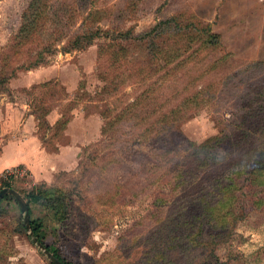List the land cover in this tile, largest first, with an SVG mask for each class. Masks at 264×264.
<instances>
[{
  "label": "rangeland",
  "instance_id": "obj_1",
  "mask_svg": "<svg viewBox=\"0 0 264 264\" xmlns=\"http://www.w3.org/2000/svg\"><path fill=\"white\" fill-rule=\"evenodd\" d=\"M46 1L47 19L39 20L42 28L33 32L32 42L16 46L13 37L22 27L21 18L30 14L29 6L37 0H0V111L11 113L9 123H0V155L2 144L13 138L12 125L15 131L19 127L20 116L34 120V126L31 120L22 121L17 134L27 137L22 142L29 140L30 148L21 151L29 168L1 170L0 189L12 188L23 197L44 183L63 192L68 206L62 221L53 216L54 210L39 204L30 205L28 218L40 219L47 245L79 264H264V213L249 212L247 204L235 201L227 226L209 234L201 211L189 213L200 214L196 227L172 219L181 209L174 199L183 200L198 180L163 196L161 209L152 195L154 177L169 172L196 147L206 165L192 174L209 181V168L228 153L223 133L251 115L239 103L249 88L264 83L259 70L264 71V0ZM179 17L219 33L224 49L205 50L195 61L184 59L186 55L174 57L176 48L157 53V40L149 42L155 38L151 31L160 21ZM86 30L101 35L82 49H69V40ZM173 44L179 47L181 41L168 39L163 47ZM37 59L42 62L26 67ZM214 61L216 67L210 66ZM165 62H179V70L168 78L172 87L152 90L150 84ZM196 64L212 67L210 74L196 69ZM231 71L238 75L226 74ZM214 80H220L215 96L203 91L196 116L172 132L151 128V122L162 119L163 110L169 114L176 102H183L177 97L213 86ZM173 88L179 91L171 92ZM146 92L172 98L151 105L144 99L136 102ZM256 103V117L264 118V107ZM135 134L150 137V146L159 150L147 146L135 155L137 146L126 144ZM5 181L10 186H3ZM164 188L169 191L166 184ZM57 203L49 202L52 207ZM23 215L11 195L0 200V264H51L26 230Z\"/></svg>",
  "mask_w": 264,
  "mask_h": 264
},
{
  "label": "trees",
  "instance_id": "obj_2",
  "mask_svg": "<svg viewBox=\"0 0 264 264\" xmlns=\"http://www.w3.org/2000/svg\"><path fill=\"white\" fill-rule=\"evenodd\" d=\"M46 3V0H37L36 4H30L29 8L31 9V16L30 14H27L21 18L22 27L20 26L21 28H19V31L13 37V41L16 43V46L23 45V43H26L27 41H33V39H31L33 32L42 28L39 20L43 18L47 19V17L44 16ZM180 18L181 17H179V21L177 19L175 21L174 19L162 20L157 23L151 31L154 32L155 38L149 40V42L153 45L152 40H157V44L155 46L157 53H167L168 50L176 48L174 50L176 52L173 53L174 57L180 58L186 55L184 59L189 58V60L195 61V59L205 50L215 51L213 49H216L222 51L224 49L219 33L212 31L208 26H197L193 23H188L185 20L182 21ZM27 21L28 25L24 26L23 24H26ZM124 33L128 34V31ZM100 35V31L97 30H86L84 32L82 31L80 33H76L69 40V49H82L83 47L91 44L92 41ZM137 36L139 39L144 40L142 36ZM168 39L179 40L181 41V44L179 47L176 44H173V46L163 47V42ZM221 59L222 56L219 57V60ZM40 62H42V59L31 61L26 65V67H35ZM167 62L164 63L166 67L163 68L164 70L161 71L160 75L157 79H155V83L153 82L150 84V86L153 85L152 90H155L158 87L162 90H167L172 87V83H169L168 78L179 70V62L176 64L172 63V65H169ZM216 63L217 62L214 61L213 64H210V66L216 67ZM193 66L201 72L208 73L209 70L208 74H210V69L212 68H206L198 64ZM259 70L260 73L264 74V71H261V69ZM226 74L235 76L238 75L236 71L227 72ZM208 77L213 78L211 76ZM199 78L200 76L198 79ZM193 79L197 78L193 77ZM184 80L187 81V77ZM214 82L215 80L213 81V86L206 85L204 86L205 89L191 92V94L186 97H177V101L183 100V102H176V104L170 108L169 114L166 110H163L162 119L151 122V128L157 127V131H155L156 133H164L169 130L172 132L177 125H180L184 121L196 116L198 112L197 103L199 102L203 91L210 93L209 95L212 97L215 96L214 93L218 89L215 88V86H218V82L215 84ZM36 87L37 86L34 88ZM174 90L177 92L179 91V89L176 90L175 88L170 91L172 92ZM171 96L166 97L161 94L159 98L158 96L150 97V95H147L146 92L145 94L141 93L138 97H136V102H140L141 99H144L145 101L147 100V105H149V102L151 105L156 104L157 102L155 103V101L158 99V101H161L160 103L163 101L168 103L172 98ZM203 96L207 101L212 99L207 95ZM175 97L176 96H174V98ZM242 97L243 99L240 101L239 107L243 110H247L251 113V115H245L242 122L237 126L230 124V132L223 133L222 137L225 141L224 146L226 147V151L228 150V153L225 154L224 158L209 168L211 172H209L205 177L209 181H206L205 183L201 180L202 178L199 179L194 172V174H192V171H196V169L199 170L206 165L204 159L201 158L197 147L194 153L185 154L180 161L176 162V164L174 163L173 169H170L169 172L156 175L154 177L156 189L152 192V195L155 196L153 201L157 206V209H161L160 207L163 203V196L168 195L169 197L170 194H173V191L175 192V188L179 190L182 187L183 189L188 183H194L198 180L197 186L194 187L193 192L182 196L183 200L178 202L177 199H174V202L178 204L176 208L181 207V209L176 212L175 218H172L173 220H176L177 224L196 227L195 222H197L201 214L204 216V223L208 226V233H214L216 230L227 226L230 218L233 216L231 206L235 203V201H238L241 204H247V208L250 209L249 212L256 211L264 213V118L260 117L259 119L256 117L260 115H257V110L253 109V105H255L256 102L258 108H260V106L264 107V83L261 85L258 83V85L249 88L246 93H243ZM183 103L187 104L186 109H183ZM152 116V113L149 114L148 119L151 120ZM233 120L234 119H232V121ZM136 122H139V119H136ZM234 122L235 120L232 123L234 124ZM62 123L64 126L66 125V122ZM151 128H149V130H151ZM234 128H238V130L241 131L238 133ZM134 136L135 137L131 141L126 142L128 146H137L138 149H134V154H140L142 152L141 150L145 149L143 147L147 146L150 147V151L152 150L154 152V150H159L156 146H150V137L146 138L143 135L137 134ZM184 138L185 137L183 136V139ZM190 144L191 146H195L192 143ZM151 166L157 169L154 165ZM176 166H180L179 169ZM165 184L169 187L168 192H165L164 190ZM137 185L138 184H135L134 187ZM3 186H10L9 181H5ZM142 190H144V187H142L140 191ZM117 192L118 191H116V193ZM174 194V196H177V193ZM52 196L58 197L55 198ZM3 198H8V195H4L1 199ZM23 198L26 200L28 206V214L31 212V204H39L47 207L48 209H52V211L54 210L53 216L56 217L57 221L63 220L64 210L68 206L66 202L67 198L63 192L48 188L44 183L32 187L30 191L23 195ZM55 200H58V203L55 207H52L54 204L51 205L49 202ZM194 210L201 211V213L195 216H189V213H192ZM246 212L248 213V211L245 210L244 214H246ZM29 224L36 239L42 243V245H44L46 249H48V251L51 252L58 260H60L63 264H79L78 262L68 259L59 248L45 243V236L40 219H33L29 217ZM198 229L201 230V222L198 223Z\"/></svg>",
  "mask_w": 264,
  "mask_h": 264
},
{
  "label": "crops",
  "instance_id": "obj_3",
  "mask_svg": "<svg viewBox=\"0 0 264 264\" xmlns=\"http://www.w3.org/2000/svg\"><path fill=\"white\" fill-rule=\"evenodd\" d=\"M13 105L14 104L11 105L12 108H14ZM22 114H23V112L20 115H22ZM9 115H11V113H9V112L7 114L3 115V109H2L0 111V123L1 124L2 123H9L10 122V121H8ZM17 115H19V111H18ZM25 117H26V115H24V118L21 119V116H20V121L21 122H19V127L15 128L16 131L14 130V124L12 125L13 127H11V128H12V133H13L12 136H13V138H11V137L8 138L1 146L2 151H1V155H0V171L5 169V168H7V167L16 166V165L17 166H19V165H25V166L26 165L27 166L30 165V163L28 162L29 160L26 157L21 156V151L24 150L23 148H25V149H29L30 148V147L28 148L29 140L26 141V142H22L23 140H26L27 137L24 138V137H18L17 136L18 132H20L19 129H20V126L22 124V121L24 122L26 120L25 123L28 124V122L31 120V121H33V125L32 126H34V120H33L32 116H28L26 119H25ZM13 118H14V115H13ZM25 123H24L23 128H22L23 132H24V130H26ZM14 135L17 136V141H14ZM39 164L41 166H44L43 164H41V162ZM31 167H32V164H31ZM28 168H29V166H28ZM30 170L32 171L31 168H30Z\"/></svg>",
  "mask_w": 264,
  "mask_h": 264
},
{
  "label": "water",
  "instance_id": "obj_4",
  "mask_svg": "<svg viewBox=\"0 0 264 264\" xmlns=\"http://www.w3.org/2000/svg\"><path fill=\"white\" fill-rule=\"evenodd\" d=\"M4 195H11L14 200L16 201L20 212L23 215V223L24 226L26 228V230L29 231V234L31 237H33V240L35 241V243L38 245V247L40 249H42L43 253L45 254V256L51 261V263L53 264H63L60 260H58L51 252L48 251V249H46V247L44 245H42V243H40L36 237L33 235L31 228H30V224H29V218H28V206L27 203L25 201V199L14 189L9 188V187H4L2 189H0V199L4 196Z\"/></svg>",
  "mask_w": 264,
  "mask_h": 264
}]
</instances>
